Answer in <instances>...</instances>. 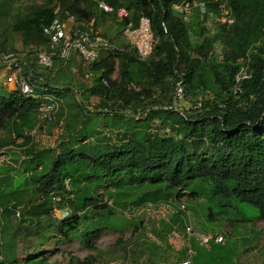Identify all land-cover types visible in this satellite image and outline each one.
Segmentation results:
<instances>
[{
    "label": "trees",
    "instance_id": "trees-1",
    "mask_svg": "<svg viewBox=\"0 0 264 264\" xmlns=\"http://www.w3.org/2000/svg\"><path fill=\"white\" fill-rule=\"evenodd\" d=\"M57 1L60 12L50 6L33 5L31 14L15 21L14 30L24 35V45H33L25 48L29 53L48 49L44 29L65 11L76 17L81 29L95 32L109 22L110 31L118 27L123 32L129 24L135 28L142 13L148 14L160 43L147 61H141L124 42L123 47L119 45L122 51L103 54L89 69L94 83L84 92L75 88V79L73 87L50 83L55 63L66 65L70 61L60 59L52 69L39 67L33 75L27 71L39 98L25 96L18 89L0 91V129L12 136L11 144L23 137L21 148L27 149L25 156L29 155L24 166H13L18 180L8 173L3 175L0 169V264H20V258L37 263L42 261L43 247L51 244L49 237L38 232L42 241L35 254L41 259L32 258V252L18 255L17 232L10 226L12 216L26 219L34 215L39 221L66 208L68 217L59 220L55 240H62L59 235L66 239L78 236V227L86 220L90 230L85 231L91 236L84 242L107 229L99 227L95 215L105 221L115 220L110 216L114 205L130 219L128 214L139 208L169 204L175 212L167 220L158 219L162 227L154 228V235L162 240L173 231L187 234L189 226L199 234H219L218 229H210L209 223L252 222L254 217L249 214L253 211L264 221V0H230L236 23L219 25L213 35L204 23H196L194 29L203 40L195 44L190 41V24L172 9V4L180 0H107L114 9L112 13L100 10L90 0ZM121 8L129 15L117 23ZM102 36L110 39L108 31ZM217 46H221V56L215 53ZM6 48L0 45L1 52H18ZM117 63L119 75L113 78ZM242 65L248 66L252 75L242 82V93L235 98L234 79ZM182 74L187 95L203 102L199 111L184 116L165 109L173 101L174 82ZM131 84L137 89L130 88ZM72 94L86 100L98 97L99 108L90 112L93 109L74 101ZM45 97H54L65 107L64 134L55 148L33 145L25 136L36 127ZM222 104L226 107L221 108ZM61 112L62 107L56 120ZM102 117L105 124L98 121ZM156 120L163 126L162 132L152 129L151 123ZM66 180L71 182L70 190L65 187ZM100 187L114 190L108 193L115 203L100 199L102 196L96 194ZM29 190L32 200L41 205L23 213V196ZM51 190L60 201H53ZM129 198L131 201H127ZM182 198L189 203L206 200V221L195 225L201 231L190 221ZM110 226L116 228L114 223ZM261 236V232L254 231V236L251 232L245 237V245L256 243ZM195 242L192 239V247L197 250L194 264H235L234 257L214 251L218 244L208 250ZM132 252H128L130 258L135 255ZM187 259V250H183L180 263Z\"/></svg>",
    "mask_w": 264,
    "mask_h": 264
},
{
    "label": "rangeland",
    "instance_id": "rangeland-1",
    "mask_svg": "<svg viewBox=\"0 0 264 264\" xmlns=\"http://www.w3.org/2000/svg\"><path fill=\"white\" fill-rule=\"evenodd\" d=\"M33 5L39 7L50 6L56 11L60 10L57 0H0V45L7 47L6 49L8 50L14 49L18 52L29 51L25 48H31L33 45H28L27 47L24 45L25 37L22 33H18L14 30V23L18 18L31 14L33 11ZM189 19L190 20L187 21L185 20L186 23L188 21L190 23L193 22L192 24L194 27L197 26L196 23H204L206 28L209 30L210 35H213L218 29V26H216L217 24L214 23V20H208V22L205 23V21H207L206 15L201 14L197 10L193 11V15ZM121 20L122 19L117 16L116 22L119 23ZM109 23H102L96 31L102 35L105 31H108L110 34V39L115 41L118 46L120 45L123 47V42L125 43V41L122 40V29L118 30V27H114L112 31H110L107 28ZM112 24L114 26V23ZM215 53L221 56V46L215 47ZM58 67L59 68L56 71L55 77L51 78L52 80L49 79L52 85L65 88L73 87L72 84H74L73 81L75 79L77 82V86L75 88H77L78 92L80 93V91L84 92L85 89L89 88V86L94 83L95 77L93 74L91 78H86V74L90 73V70L89 72H86L82 63H80V68L76 74H73L70 70L71 63L66 65L61 64ZM41 74H43L45 77V73ZM6 75L7 73L0 64V91L2 92L3 89L15 91V86L6 85ZM118 75L119 65L117 63L115 76L117 77ZM47 76L48 75L46 74V77ZM52 76L53 74H51V77ZM71 98H74V101H81L86 107L92 108L93 110L90 111L92 113H95L96 109L99 108L100 99L98 100L97 97H91L90 99L86 100L82 95L80 96L79 94H72ZM61 104V116L52 124L53 128H50L51 123L43 122L41 124V137L44 139L43 143H46L44 145H47L48 148H55L58 144V141L61 139L59 137H62L64 134L62 123L63 117H65V107L62 101ZM98 121L100 124H105L106 118L102 117ZM151 127L155 131L162 132L163 126H161L159 120L152 122ZM12 140V136L6 130L0 129V147L9 146L11 143H13ZM22 146H24V143L19 145V147ZM41 148L42 147H35L34 149L41 150ZM26 150L24 148H20L17 149L16 152L11 153L13 161L12 163L17 167H22L29 161L26 159V156L29 155L26 154L25 156ZM0 169L4 171L3 175L8 173L10 177H13L12 179H20L18 178L19 176H17V172L13 166L1 167ZM83 185L84 183H81V188H84ZM112 191L114 192V190H112L110 187H100L98 188L96 194L102 196L100 199L108 200L109 203H111L114 202L109 198V193ZM31 195L32 193H30L29 190L23 196L25 200L23 213H26L32 209H39L37 205H41V202H34V200L31 198ZM181 200H184V202L186 201V206L189 211V218L193 226L197 231H201L195 225L198 224L200 220L203 222L206 221L205 212L203 211V209H205L206 200H197V203H189L187 198H182ZM127 201H131L130 198L127 199ZM191 207H194L196 212ZM112 209L113 215L110 216L115 218L113 221H105L99 218L97 215L94 216V220L98 222L99 227H107V229H102L101 232H96L95 237H91L85 240V242L84 239L89 235L91 236V234H86V229H89L87 227L86 220H82L84 225H80L78 227V236L73 235L72 238L66 239L65 236L59 235L62 240H55L58 239L56 233L59 220L67 217V209L56 210L50 216H46L39 221L34 215L28 217L25 215L27 217L26 219L24 216L22 219L12 216L10 218V226L15 232H17L18 238L16 241L19 245L18 255H26L27 252H32L35 256L32 258L35 260L41 259L42 257V261L39 260L37 263L34 262L32 264H181L182 262L180 263V261L182 257V251L187 250L189 260L194 257L192 259V263L194 264L197 250L192 247V239H190L191 237L185 236L183 233H181L179 237L177 233L173 235L172 232L168 239H159L154 235V228L162 227V224L158 222L157 216L146 213H143L141 216H136L135 212H130L128 214L130 216L129 219L125 217L121 211L122 208L114 205ZM149 210L150 209L148 208V211ZM216 211L219 210L216 209ZM149 212L152 213V211ZM249 215L251 218L254 217L252 222L220 221L217 224L209 223L210 229H218V233L221 234L225 239V243L223 245H217L214 248V251L231 258L234 257L232 260L235 264H264V221L257 218L255 211L251 212ZM23 220H25V222H23ZM141 222L142 224H140ZM112 223L115 224L116 228L110 226ZM136 226L139 228L136 229ZM254 231L261 232L262 236L259 237V240L256 243L254 242L252 244L245 245L246 238L249 237L251 232L254 236ZM38 232L49 237V242L53 245L52 247L51 244L48 245L50 247L44 246L43 248H46L41 252V257H38V254H35L42 241ZM118 240L121 242L119 243ZM0 243H3V239H1ZM199 247L201 248V246ZM129 250L133 251L132 254H135L134 256L131 255V258L128 254ZM30 260L31 258L27 260L20 258L19 262L20 264H29L28 262Z\"/></svg>",
    "mask_w": 264,
    "mask_h": 264
},
{
    "label": "built area",
    "instance_id": "built-area-1",
    "mask_svg": "<svg viewBox=\"0 0 264 264\" xmlns=\"http://www.w3.org/2000/svg\"><path fill=\"white\" fill-rule=\"evenodd\" d=\"M97 4L98 8L106 13H112L113 7L107 3V0H90ZM212 6L210 10L209 7ZM172 9L182 16L184 20H190L193 11L197 10L201 14H205L207 19L212 18L216 26L233 25L236 23L230 0H180L172 4ZM64 16H58L54 21L44 29V34L48 39L49 47L45 51L29 53V51H21L17 53H4L0 51V64L7 73L6 85L15 86L23 95L28 97L39 98L34 92V86L30 82V75H33L36 69H52L56 59L68 62L73 54H75L83 63L92 69L105 53H114L122 51L120 47L107 37L102 36L93 29L88 31L78 26L76 17L69 11H65ZM129 12L125 8L119 9L117 16L120 19L128 17ZM124 44L129 45L137 54L141 61H147L154 56L155 51L160 43L159 37L153 29L152 18L148 14L142 13L139 19V25L132 27L127 25L122 32ZM33 65V66H32ZM28 71V72H27ZM252 72L248 66H241L235 76V84L233 94L235 98L242 93V82L251 78ZM92 72L87 73L86 78H91ZM107 83V82H105ZM175 83V90L172 103L165 109L179 112L182 116L191 111H199L203 102L201 99H194L186 93V77L184 74L180 76ZM130 88L137 89L136 85L131 84ZM40 104L38 110L37 125L31 131H26L25 136L31 139L33 145H44V139L41 137V124L43 122L53 123L56 121V115L61 111V103L54 97H45ZM226 104H222L221 108H225ZM14 139L16 136L14 135ZM24 143V138L16 140L15 144L0 148V167L14 166L12 163V152L20 149V144ZM47 146V145H44ZM65 187L71 189L70 180H66ZM50 196L54 202L60 201V197L56 195L54 190L50 191ZM152 211L150 213L148 211ZM66 209V208H65ZM181 209H185L183 205ZM175 212L174 208L167 203L158 205H148L135 211V215L153 214L157 219H168ZM67 212V217H68ZM19 216V213L17 214ZM152 215V216H153ZM154 216V217H155ZM156 218V217H155ZM177 233L180 237L181 233L173 231V235ZM188 237L195 240L200 246L210 249L212 245H223L225 239L220 234H199L194 232L189 226L187 228ZM182 237V236H181ZM191 260L187 259L181 264H190Z\"/></svg>",
    "mask_w": 264,
    "mask_h": 264
},
{
    "label": "crops",
    "instance_id": "crops-1",
    "mask_svg": "<svg viewBox=\"0 0 264 264\" xmlns=\"http://www.w3.org/2000/svg\"><path fill=\"white\" fill-rule=\"evenodd\" d=\"M184 20V19H183ZM185 21V20H184ZM188 24H190V29H191V32H190V41L192 43H200L203 38L201 37V34H199L195 29H194V26H193V22L190 23L189 21L187 22ZM122 40H123V37H122ZM68 63H71V72L73 74H76L78 72V69L80 68V63H82V65L84 66V70H86V72H89V68L83 63V61H81V59H79L75 54L72 55V57L70 58V61ZM55 64L56 67L51 71L53 73V76L55 77V74H56V71L58 70V64H62V63H59V62H56ZM77 77V76H76ZM113 78H117L115 75L113 76ZM75 85V81H73ZM93 84V83H92ZM92 84L90 86H92ZM89 86V87H90ZM98 98V97H97ZM99 100V98H98ZM100 103V102H99ZM61 116V115H60ZM60 116L58 118H60ZM53 128V125L51 126V129ZM24 148V147H23ZM1 168V167H0Z\"/></svg>",
    "mask_w": 264,
    "mask_h": 264
},
{
    "label": "clouds",
    "instance_id": "clouds-1",
    "mask_svg": "<svg viewBox=\"0 0 264 264\" xmlns=\"http://www.w3.org/2000/svg\"><path fill=\"white\" fill-rule=\"evenodd\" d=\"M209 9L211 10V9H212V6H210V7H209ZM208 20H212V18H211V17H210V18H208V19H207V21H205V23H207V22H208Z\"/></svg>",
    "mask_w": 264,
    "mask_h": 264
}]
</instances>
